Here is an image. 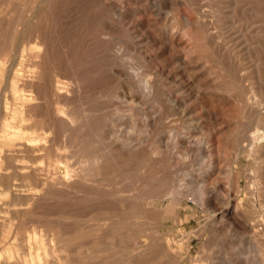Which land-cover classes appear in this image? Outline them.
I'll return each instance as SVG.
<instances>
[{
	"label": "rangeland",
	"instance_id": "obj_1",
	"mask_svg": "<svg viewBox=\"0 0 264 264\" xmlns=\"http://www.w3.org/2000/svg\"><path fill=\"white\" fill-rule=\"evenodd\" d=\"M12 27L22 34L10 43ZM0 36V129L15 133L0 131V231L15 230L13 253L35 226L63 264H264L253 135L264 125V0H0ZM37 125L46 140L28 144ZM56 150L71 164L62 178L46 165ZM91 155L97 165L82 171Z\"/></svg>",
	"mask_w": 264,
	"mask_h": 264
},
{
	"label": "bare ground",
	"instance_id": "obj_2",
	"mask_svg": "<svg viewBox=\"0 0 264 264\" xmlns=\"http://www.w3.org/2000/svg\"><path fill=\"white\" fill-rule=\"evenodd\" d=\"M15 1V0H14ZM40 1H43V2H47V1H49V0H40ZM19 2V1H18ZM22 3H23V1H22ZM231 3V2H230ZM234 3H235V1H234ZM18 4H20V3H18ZM24 4H25V2H24ZM35 5H36V3H34ZM229 4V3H228ZM5 5V4H4ZM232 5H233V3H232ZM25 6V5H24ZM24 6H23V8H24ZM29 6V5H28ZM46 6H48V5H46ZM5 7V6H4ZM26 7V6H25ZM6 8V7H5ZM43 8H44V5H43ZM34 9V8H33ZM33 9H31V14L33 13L32 12V10ZM37 9V8H36ZM34 13H35V10H34ZM41 13V12H40ZM227 14V13H226ZM12 14H10V16H11ZM19 15H21V14H19ZM19 15H18V18H16L18 21H19ZM30 15V14H29ZM28 15V16H29ZM34 15V14H33ZM32 15V16H33ZM8 16V15H7ZM13 17V16H12ZM30 17V19H31V16H29ZM35 17H37V15L35 16ZM34 17V18H35ZM228 18V17H227ZM5 19V18H4ZM11 19V18H10ZM9 19V20H10ZM29 19V18H28ZM27 19V20H28ZM29 19V20H30ZM16 20V21H17ZM28 20V21H29ZM16 21L15 22H13V24H15L16 23ZM32 21H33V18H32ZM4 22V21H3ZM10 22V21H9ZM30 22V21H29ZM220 22V21H219ZM19 23V22H18ZM18 23H17V25H18ZM23 23V22H22ZM1 24H3L2 22H1ZM30 24V23H29ZM31 24H34V23H32L31 22ZM8 25V24H7ZM10 25V24H9ZM7 28V27H6ZM6 28H4V29H6ZM12 28H14V27H12ZM30 28V30H31V26L29 27ZM213 28V27H212ZM9 29H11V28H9ZM8 29V30H9ZM21 29H23L22 28V26H21ZM31 32V31H30ZM20 33H21V31H19V30H17V28L15 27L14 29H12V31L10 32V36H9V38H7L6 40L7 41H10V43H11V40L14 38V39H16V36L19 38L20 36H18V34L20 35ZM7 34H8V32H7ZM22 34V33H21ZM4 35V34H3ZM6 35V34H5ZM217 35V34H216ZM31 36H32V33H31ZM40 36V35H39ZM1 37V36H0ZM26 37V36H25ZM28 37H30V35L28 36ZM209 37V36H208ZM1 39V38H0ZM3 39V38H2ZM4 39H5V36H4ZM4 39L2 40V41H4ZM13 39V40H14ZM40 39V38H39ZM38 39V40H39ZM26 40H27V37H26ZM29 40V39H28ZM18 43H20V41H19V39L18 40H16ZM13 42V41H12ZM26 43H28V41H25ZM33 41H31V43H32ZM39 42V41H38ZM25 43V44H26ZM22 43H20V45H21ZM24 44V43H23ZM41 44V43H40ZM15 45V44H14ZM13 45V46H14ZM19 45V44H18ZM31 45H33V44H31ZM31 45H29V46H31ZM36 45H39V43H37ZM216 45V44H215ZM9 46V45H8ZM7 46V47H8ZM25 45H23V47H24ZM40 46V45H39ZM42 46V45H41ZM55 46V45H54ZM23 47L21 46V49H20V51H22V52H24L25 51V49L24 50H22L23 49ZM4 48H6L5 46H4ZM11 49V48H10ZM16 49H17V47L15 48V50H13V51H16ZM31 49V48H30ZM33 49H34V51H35V53H33V55H32V62H33V64H34V66H35V62H36V60L38 59V54H40V52L37 50V48L36 47H33ZM3 50V49H2ZM7 50H8V48H7ZM39 53H38V52ZM42 51V50H41ZM0 52H2L1 50H0ZM3 52H5L4 50H3ZM12 52V51H11ZM17 52H18V50L16 51V53L15 52H13V53H15V54H17ZM21 52V53H22ZM55 52V51H54ZM10 53V52H9ZM13 53H11V54H13ZM25 53H26V51H25ZM30 53V52H29ZM32 53V52H31ZM7 54V53H6ZM22 55H24V53L22 54ZM30 54H28V56H29ZM41 55V54H40ZM43 55V54H42ZM1 56V55H0ZM9 56H11V55H9ZM13 56H16V55H12V57ZM18 56V55H17ZM21 56V55H20ZM19 56V57H20ZM26 56V55H25ZM31 56V55H30ZM30 56H29V58H30ZM22 57V56H21ZM20 57V58H21ZM40 57V56H39ZM10 58V57H9ZM14 58V57H13ZM16 58H18V57H16ZM15 58V59H16ZM19 58V60H23V57H22V59H20ZM25 60V59H24ZM23 60V61H24ZM29 60V59H28ZM2 61V60H1ZM40 60L38 59V62H39ZM12 62H14V61H12ZM11 62V63H12ZM17 62H20V61H17ZM30 62V61H29ZM10 64V63H9ZM31 64V63H30ZM10 69H11V64H10V66H8ZM14 67V63H13V66H12V68ZM41 67V66H40ZM31 68H33L32 70H28V76H30L31 75V73H29V72H32V73H34V75L33 76H35V73L37 72V70H36V68L34 69V67H31ZM30 69V68H29ZM4 70V69H3ZM13 70V69H12ZM17 69H15V71H16ZM5 71V70H4ZM19 71V70H18ZM39 71V70H38ZM40 72H41V70H40ZM53 72V71H52ZM20 73V72H19ZM9 74V73H8ZM14 74H15V72H14ZM16 74H18L17 73V71H16ZM30 74V75H29ZM19 75V74H18ZM21 75V74H20ZM40 75V74H39ZM58 75V74H57ZM6 76H7V74H6ZM25 76V75H24ZM37 76V75H36ZM48 76V75H47ZM59 76V75H58ZM31 77V78H30ZM29 77V79L30 80H32V76H30ZM6 78H9V76L8 77H6ZM59 78V77H58ZM26 79V78H25ZM24 79V80H25ZM34 79V78H33ZM10 80V79H9ZM12 80V79H11ZM24 80H23V82H24ZM35 80V79H34ZM39 80V79H38ZM44 80H46V79H44ZM55 82V81H54ZM31 83V82H30ZM38 83V82H37ZM64 83H63V81L62 80H57L56 81V83H55V86H54V90H55V93L57 94H59V93H61L62 92V88L65 86V85H63ZM144 84V83H143ZM14 85H16V84H14ZM127 85V84H126ZM125 85V86H126ZM145 85V84H144ZM13 86V85H12ZM31 86V85H30ZM44 86V85H43ZM14 87V86H13ZM41 87V86H40ZM146 87H147V85H146ZM42 88H44V87H42ZM129 88V87H128ZM131 88V87H130ZM4 89V88H3ZM12 89V88H11ZM46 89V88H45ZM44 89V90H45ZM20 90V89H19ZM32 90V89H31ZM30 90V91H31ZM12 91H13V89H12ZM46 91V90H45ZM34 92V91H33ZM39 93V92H38ZM37 93V94H38ZM15 94H16V91H15ZM30 94V93H29ZM49 94V93H48ZM23 95V94H22ZM25 95H27L28 96V94H25ZM25 95H24V98H25ZM31 95V94H30ZM50 95V94H49ZM20 97H21V95H19ZM34 96H36L35 95V93H34ZM34 96H33V98H34ZM42 96V95H41ZM43 96H45V95H43ZM13 97H14V94H13ZM38 97V96H37ZM2 98V97H1ZM22 98V97H21ZM30 98V97H29ZM47 98V97H46ZM61 98V97H60ZM41 99V98H40ZM56 100H57V98H55ZM23 100V99H22ZM26 100V99H25ZM37 100V99H36ZM45 100V99H44ZM43 100V101H44ZM0 101H2V100H0ZM4 101H6L5 99H4ZM29 101V100H28ZM42 101V100H41ZM47 99H46V103H47ZM27 102V101H26ZM25 102V103H26ZM19 103V102H18ZM23 103H24V101H23ZM30 103V102H29ZM43 103V102H42ZM1 104V103H0ZM9 104V103H8ZM12 105V104H11ZM45 106H46V104H44ZM55 105H56V103H55ZM99 105V104H98ZM264 105V104H263ZM1 106V105H0ZM13 106V105H12ZM27 106V105H26ZM2 107V106H1ZM7 107H9V105L7 106ZM17 107V106H16ZM13 108V112H12V117H16V115L17 116H19L20 117V120H22V118H23V112L21 113V111L18 109V108ZM48 107H49V105H48ZM64 107V106H63ZM34 108V107H33ZM50 108H51V105H50ZM60 108V107H59ZM59 108L57 107V106H54V112H55V114L57 115V111L59 112ZM160 108V107H159ZM6 109V108H5ZM9 109V108H8ZM46 109H47V107H46ZM49 109V108H48ZM52 109V108H51ZM0 110H2V108L0 109ZM7 110V109H6ZM159 110V109H158ZM9 111V110H8ZM26 111V110H25ZM30 111H31V109H30ZM45 112V111H44ZM52 112V111H51ZM46 113V112H45ZM6 114V113H5ZM25 114V113H24ZM27 114V113H26ZM54 114V115H55ZM48 115V114H47ZM51 115V114H50ZM53 115V116H54ZM37 116V115H36ZM58 116V115H57ZM63 116V115H62ZM61 116V117H62ZM70 116H72V115H70ZM11 117V118H12ZM26 117V116H25ZM40 117V116H39ZM136 117V116H135ZM10 118V119H11ZM18 118V117H17ZM31 118H32V115H31ZM36 118V117H35ZM263 118H264V116H263ZM6 119V118H5ZM16 119V118H15ZM14 119V120H15ZM58 119V118H57ZM35 120V119H34ZM33 120V121H34ZM44 120V119H43ZM46 120V119H45ZM49 120V119H48ZM69 120V119H68ZM260 120H262V119H260ZM264 120V119H263ZM262 120V121H263ZM5 121V120H4ZM10 121V120H9ZM36 121V120H35ZM61 121V120H60ZM52 122V121H51ZM50 122V123H51ZM0 123H1V120H0ZM20 123H23V124H25L24 122H20ZM34 123V122H33ZM47 123V121H45V124ZM52 123H54V122H52ZM63 123V122H62ZM67 123H68V121H67ZM32 124V123H31ZM36 124H40V121L39 120H37V122H35V125ZM61 124V123H60ZM16 126H17V124H15ZM27 125V124H26ZM34 125V124H33ZM32 125V126H33ZM51 125V124H50ZM59 125V124H58ZM10 126H13L12 124H10L8 121L7 122H3L2 123V128L0 129V131L3 133V135L5 136V137H8V138H12V136H11V134L12 135H14L11 131H9L7 128H9ZM18 126H20V124L18 125ZM31 126V125H30ZM37 126H39L38 128L41 130L38 134L36 133L35 135H30V134H28V135H30L27 139H28V144H36L35 143V141L37 140V139H41V140H43V141H45L46 139L44 138V133H45V129L43 128V125H37ZM45 126V125H44ZM46 126H48V125H46ZM24 127H25V125H24ZM28 127H29V124H28ZM34 127V126H33ZM50 127V126H49ZM62 127V126H61ZM64 127V126H63ZM21 128V127H20ZM256 128V127H255ZM24 129V128H23ZM21 130V129H20ZM30 130H32V129H30ZM15 131V130H14ZM22 131V130H21ZM51 131V130H50ZM146 131V130H145ZM149 131V130H148ZM23 132V131H22ZM29 132V131H28ZM27 132V133H28ZM32 132V131H31ZM30 132V133H31ZM33 132H34V130H33ZM53 132V131H52ZM51 132V133H52ZM153 132V131H152ZM18 133V132H17ZM188 133V132H187ZM32 134V133H31ZM34 134V133H33ZM109 134V133H108ZM27 135V136H28ZM53 135V134H52ZM52 135H49V138L50 137H52ZM65 135V134H64ZM253 135H255L259 140H258V142H257V145H256V147H255V154L258 156V157H260L263 153H264V145L263 144H261L260 142H261V139L263 138V136H264V125L263 126H261V127H259V128H256V130L253 132ZM21 137H23V136H21ZM184 137V136H183ZM17 138V137H16ZM25 138V139H26ZM63 138V137H62ZM116 138H118V137H116ZM201 138V137H200ZM200 138H194V140H195V144L199 147V148H202L201 146H202V140L200 139ZM13 139H15L14 137H13ZM21 139V138H20ZM112 139H113V137H112ZM111 139V140H112ZM18 140V139H17ZM22 140H23V138H22ZM52 139H50V141H51ZM64 140V139H63ZM121 140H125V139H121ZM15 141V140H14ZM20 141V140H19ZM49 141V140H48ZM67 141V140H66ZM92 141H93V139H92ZM3 142V141H2ZM16 142V141H15ZM37 142V141H36ZM118 142V141H117ZM255 142V141H254ZM253 142V143H254ZM11 143H12V141H11ZM14 143V142H13ZM12 143V144H13ZM43 143V142H42ZM48 143H50V142H48ZM51 143H52V141H51ZM59 143V142H58ZM66 143V142H65ZM64 143V144H65ZM69 143V142H68ZM94 143V142H93ZM100 143H102V142H100ZM114 143V142H113ZM63 144V145H64ZM71 144V143H70ZM75 144V143H74ZM73 144V145H74ZM194 144V143H193ZM238 144V143H237ZM241 144V143H240ZM23 145V144H22ZM44 145H45V143H44ZM46 145H49V144H47L46 143ZM15 146V145H14ZM35 146V145H34ZM52 146H54V144L52 145ZM66 146V145H65ZM185 146V145H184ZM196 146V147H197ZM239 146V145H238ZM241 146V145H240ZM13 147V146H12ZM25 147V146H24ZM130 147V146H129ZM252 147V146H251ZM62 148V147H61ZM66 148V147H65ZM71 148V147H70ZM75 148V147H74ZM105 148V147H104ZM111 148V147H110ZM121 148V147H120ZM240 148V147H239ZM56 149H58V148H56ZM72 149V148H71ZM76 149V148H75ZM123 149V148H122ZM122 149H120V150H122ZM132 149V148H131ZM206 149V148H205ZM245 149V148H244ZM1 150H3V149H1ZM60 150V149H59ZM168 150V149H167ZM166 150V151H167ZM198 150V149H197ZM66 151V150H65ZM86 151V150H85ZM101 151V150H100ZM99 151V152H100ZM158 151H160V150H158ZM162 151V150H161ZM160 151V152H161ZM199 152V154H200V150H198ZM239 151V150H238ZM242 151V150H241ZM243 151H245V150H243ZM3 152V151H2ZM29 152V151H28ZM39 152H40V150H39ZM42 152V151H41ZM48 152H49V150H48ZM76 152V151H75ZM129 152V151H128ZM130 152H131V150H130ZM139 152V151H138ZM197 152V151H196ZM254 152V151H253ZM37 153H38V151H37ZM54 155H55V157H56V159L54 158V160H56L57 161V163H51L50 161H48L47 162V166L48 167H51L52 169L51 170H53V172L56 174V175H59V176H61V178H62V173L64 172V169L65 168H67L68 166H70L71 164H69V163H67V161H63V160H61L60 159V153H58L57 152V150H56V152H52ZM63 153V152H62ZM61 153V154H62ZM81 153V152H80ZM98 153V152H97ZM104 153V152H103ZM239 153V152H238ZM30 154H31V151H30ZM32 155V154H31ZM34 155V154H33ZM44 155H45V153H44ZM69 155V154H68ZM67 155V156H68ZM34 156H36V155H34ZM49 156H50V154H49ZM92 156V155H91ZM91 156H89V157H86L85 156V158L83 159V160H81L78 164H80V165H82V167H81V169H82V171H84V170H86V172H87V169H91L92 167H93V164H95L96 163V158H94L93 156L91 157ZM95 156V155H94ZM98 156V155H97ZM81 157V156H80ZM18 157H16V159H17ZM42 158V157H41ZM45 158H48L47 156L45 157ZM50 158H51V156H50ZM203 158V157H202ZM262 158H264L263 156H262ZM65 159V158H64ZM13 160V159H12ZM29 160V159H28ZM79 160V159H78ZM264 160V159H263ZM16 161V160H15ZM43 161V160H42ZM53 161V160H52ZM75 161V160H74ZM77 161V160H76ZM98 161V160H97ZM101 161V160H100ZM13 162H14V160H13ZM41 162V161H40ZM54 162V161H53ZM39 163V162H38ZM73 163V162H72ZM13 164V163H12ZM15 164V163H14ZM40 164V163H39ZM32 165V164H31ZM43 165V164H42ZM45 165V164H44ZM45 165V166H46ZM76 165H77V162H76ZM75 165V166H76ZM79 165V166H80ZM95 165H97V164H95ZM95 165H94V167H95ZM99 166V165H98ZM8 167V166H7ZM38 167V166H37ZM44 167V166H43ZM42 167V168H43ZM263 167V166H262ZM47 168V167H46ZM64 168V169H63ZM257 168V167H256ZM20 169V168H19ZM47 169H49V168H47ZM69 169V168H68ZM262 169H264V168H262ZM261 169V170H262ZM1 170V169H0ZM17 170V169H16ZM98 170V169H97ZM4 171V170H3ZM38 171H39V169H38ZM65 171H66V169H65ZM68 171V170H67ZM96 171V170H95ZM94 170H93V172H95ZM5 172V171H4ZM7 172V171H6ZM43 172H45V171H43ZM49 172H50V170H49ZM89 172H91V170L89 171ZM9 173V172H8ZM45 173H47V170H46V172ZM45 173H44V175H45ZM261 173H263V172H261ZM5 174V173H4ZM2 175H3V173H2ZM49 175V174H48ZM54 174H52V176H53ZM253 175H254V178H259L261 175H260V173H259V171H258V169H255V170H253ZM263 175V174H262ZM42 176V175H41ZM58 176V177H59ZM38 177V176H37ZM54 177V176H53ZM262 177V176H261ZM8 179L7 180H10L11 178H10V176H8L7 177ZM45 178H47V177H45ZM85 178V177H84ZM94 178V177H93ZM48 179H50V177H48ZM54 179H56V178H54ZM59 179V178H58ZM91 179H92V177H91ZM262 179H264V178H262ZM37 180V179H36ZM53 180V179H52ZM96 180V179H95ZM33 181V180H32ZM46 181H47V179H46ZM45 181V182H46ZM50 181V180H49ZM257 181H258V179H257ZM44 181H43V183H45ZM63 182V181H62ZM52 183V182H51ZM259 182H256L255 181V185H257ZM261 183V182H260ZM1 184V183H0ZM35 184H37V182L35 183ZM47 184V183H46ZM74 184V183H73ZM11 185H13V183L11 184ZM45 185V184H44ZM48 185H49V182H48ZM62 185V184H61ZM63 185H65V184H63ZM179 185H181V184H179ZM178 185V186H179ZM260 185V184H259ZM68 186V185H67ZM74 186V185H73ZM261 187H262V185H260ZM39 187H42V186H39ZM53 187H54V185H53ZM64 187H66V185L64 186ZM257 187V186H256ZM4 188V187H3ZM28 188H29V186H28ZM34 188V187H33ZM44 188V187H43ZM51 188V187H50ZM50 188H49V190H50ZM56 188V187H55ZM55 188H53V190L55 189ZM76 188H78V187H76ZM75 188V189H76ZM179 188V187H178ZM177 188V189H178ZM194 188V187H193ZM198 188H200V187H198ZM52 189V188H51ZM171 189V188H170ZM173 189V188H172ZM48 190V191H49ZM65 190V189H64ZM80 190V189H79ZM165 190V189H164ZM163 190V191H164ZM197 190H199V189H197ZM200 190H201V188H200ZM57 191V190H56ZM59 191V190H58ZM61 191V190H60ZM171 191V190H170ZM73 192V191H72ZM175 192V191H174ZM62 193V192H61ZM198 193V192H197ZM29 194V193H28ZM166 194V193H165ZM65 195V194H64ZM170 195H171V192H170ZM172 195H173V193H172ZM163 196V195H162ZM177 196V195H176ZM175 196V197H176ZM169 197V196H168ZM119 198V197H118ZM124 199V198H123ZM33 204V203H32ZM88 205V204H87ZM260 216V215H259ZM261 216H263V215H261ZM260 216V217H261ZM263 218V217H262ZM35 220V219H34ZM6 221V220H5ZM263 221H264V219H263ZM262 221V222H263ZM36 222V221H35ZM25 223V222H24ZM28 223H30V222H28ZM32 223H34L33 221H32ZM49 223V222H48ZM236 223V222H235ZM264 223V222H263ZM31 224V223H30ZM44 224V223H43ZM1 225V224H0ZM5 225V224H4ZM33 226V225H32ZM37 226V225H36ZM52 226V225H51ZM1 228V227H0ZM29 228V227H28ZM57 228V227H56ZM62 229V228H61ZM260 229V228H259ZM12 230H10V228L8 229V230H3V231H0V244H1V246L2 247H4L3 249H4V251H5V254L7 255V258H6V260L5 261H3L2 263L0 262V264H63L64 262L62 261V260H64L63 259V257H64V253L62 254V255H60V252H59V254L56 252V250H58L57 249V247H55L54 246V248L52 247V243H53V239L52 238H50L49 239V241L47 240V236H45V234L43 233V231H40V230H36V228H35V226H34V228H32V229H28V232H26L25 234H24V241H25V246H26V251L25 252H23V253H19V252H15V253H13V249L11 250V247H13V246H15V243H14V239H15V237L12 235V234H14L13 233V231L15 232V230H13L12 232H11ZM65 231V229L63 230V232ZM58 232H59V230H58ZM16 233V232H15ZM51 233V232H50ZM54 234V233H53ZM60 234V233H59ZM13 236V237H12ZM57 236H58V234H57ZM61 236H62V233H61ZM137 236V235H136ZM132 237V236H131ZM69 239V238H68ZM73 239V238H72ZM143 239V238H142ZM69 240H71V238L69 239ZM22 241V240H21ZM72 241V240H71ZM131 241H132V239H131ZM138 242V241H137ZM144 242V241H143ZM22 243V242H21ZM55 243V242H54ZM54 243H53V245H54ZM60 243V242H59ZM139 243H140V241H139ZM16 244H18V243H16ZM24 244V243H23ZM69 244V243H68ZM135 244V243H134ZM19 245V244H18ZM65 246H66V244H64ZM23 246V245H22ZM137 246H138V244H137ZM139 247V246H138ZM140 248V247H139ZM21 249H22V247H21ZM138 251V250H137ZM136 252V251H135ZM1 256V255H0ZM63 256V257H62ZM264 256V255H263ZM75 258V257H74ZM72 259V258H71ZM78 259V258H77ZM126 259V258H125ZM124 259V260H125ZM262 259V258H261ZM66 260V259H65ZM73 260V259H72ZM128 260V259H127ZM263 260V259H262ZM63 262V263H62ZM72 263V262H71ZM261 263V262H260Z\"/></svg>",
	"mask_w": 264,
	"mask_h": 264
}]
</instances>
